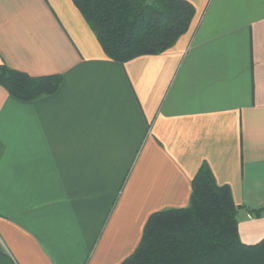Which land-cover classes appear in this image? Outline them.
<instances>
[{
  "label": "crops",
  "instance_id": "obj_1",
  "mask_svg": "<svg viewBox=\"0 0 264 264\" xmlns=\"http://www.w3.org/2000/svg\"><path fill=\"white\" fill-rule=\"evenodd\" d=\"M187 1L170 48L120 63L72 0H0V63L62 75L35 100L0 85V264H119L203 164L264 237V0Z\"/></svg>",
  "mask_w": 264,
  "mask_h": 264
},
{
  "label": "trees",
  "instance_id": "obj_2",
  "mask_svg": "<svg viewBox=\"0 0 264 264\" xmlns=\"http://www.w3.org/2000/svg\"><path fill=\"white\" fill-rule=\"evenodd\" d=\"M110 59L158 54L184 34L194 16L187 0H72ZM61 74L31 76L0 63V85L21 100L53 94ZM231 189L206 164L191 181L186 206L149 214L136 248L119 264H264V237L241 240ZM255 216L264 207L247 208Z\"/></svg>",
  "mask_w": 264,
  "mask_h": 264
},
{
  "label": "rangeland",
  "instance_id": "obj_3",
  "mask_svg": "<svg viewBox=\"0 0 264 264\" xmlns=\"http://www.w3.org/2000/svg\"><path fill=\"white\" fill-rule=\"evenodd\" d=\"M252 215H254V214H252Z\"/></svg>",
  "mask_w": 264,
  "mask_h": 264
}]
</instances>
